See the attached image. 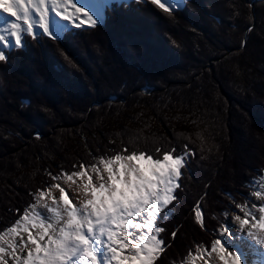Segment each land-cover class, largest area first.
I'll list each match as a JSON object with an SVG mask.
<instances>
[{
	"label": "trees",
	"instance_id": "obj_1",
	"mask_svg": "<svg viewBox=\"0 0 264 264\" xmlns=\"http://www.w3.org/2000/svg\"><path fill=\"white\" fill-rule=\"evenodd\" d=\"M25 39L0 61V229L32 203L46 170L91 161L89 151L118 149L138 130L148 138L140 147L191 133L198 150L202 130L204 151L159 221L171 245L159 264L210 244L234 210L226 193L243 202L264 169V0H187L171 14L132 0L108 9L104 26ZM202 196L205 230L194 222Z\"/></svg>",
	"mask_w": 264,
	"mask_h": 264
},
{
	"label": "snow or ice",
	"instance_id": "obj_2",
	"mask_svg": "<svg viewBox=\"0 0 264 264\" xmlns=\"http://www.w3.org/2000/svg\"><path fill=\"white\" fill-rule=\"evenodd\" d=\"M150 3L171 14L185 0ZM111 6V0H0V61L23 48L26 37L62 40L74 28H95ZM195 136L198 150L191 133L177 136L183 144L148 148L139 146L148 138L138 130L118 149L89 151L91 161L46 170L49 179L30 193L32 203L0 229V264H159L171 246L159 221L171 215L191 161L204 151L203 131ZM246 187L243 202L226 193L236 212L221 214L210 244L196 243L173 264H264V169ZM203 200L194 206V222L205 230ZM177 235L171 232L173 240Z\"/></svg>",
	"mask_w": 264,
	"mask_h": 264
},
{
	"label": "rangeland",
	"instance_id": "obj_3",
	"mask_svg": "<svg viewBox=\"0 0 264 264\" xmlns=\"http://www.w3.org/2000/svg\"><path fill=\"white\" fill-rule=\"evenodd\" d=\"M111 1H114V0H111ZM162 2H163V0H162ZM186 2H187V1H186ZM186 2H185V4H186ZM185 4H184V5H185ZM180 8H181V7H180ZM180 8H179V9H180ZM206 22H207V21H206ZM104 25H105V24H100V23H99L97 26H104ZM97 26H96V27H97ZM259 26H260V27H259V30H260V29L263 27V26H262V23H261ZM89 29H92V28L89 27ZM212 32L215 34V36H216L219 40H221L222 42H224V41H223V38L218 37L219 35L217 34L216 31L214 32V31L212 30ZM213 40H215V39H213ZM225 44H227V43H225ZM228 44L232 45L233 43L228 42ZM97 54H100V52L98 51V52L96 53V55H97ZM99 57H101V56H99ZM98 61H99V62H97V65H98V64H102V62H101V61H102V58H100ZM19 67H20V68H23V67H24L23 63L19 64ZM230 95H231V94H230ZM231 96H232V95H231ZM95 98L97 99V97H95ZM232 98H233V96H232ZM235 98L237 99L236 96H235ZM243 99H244V98H243ZM244 100H246V99H244ZM199 165H201V162L199 163ZM199 165H198V166H199ZM201 167H202V166H201ZM197 171H198V169H197ZM197 171H196V170H193V171H192V174L195 175ZM200 175L202 176V172H201V173L198 172V176H200ZM248 194H249V193H248ZM248 194H246V195L244 196V199L248 197ZM234 212H236L235 207H234Z\"/></svg>",
	"mask_w": 264,
	"mask_h": 264
},
{
	"label": "bare ground",
	"instance_id": "obj_4",
	"mask_svg": "<svg viewBox=\"0 0 264 264\" xmlns=\"http://www.w3.org/2000/svg\"><path fill=\"white\" fill-rule=\"evenodd\" d=\"M93 2H94V0H93ZM5 15H7V14H5ZM85 27H87V26H85Z\"/></svg>",
	"mask_w": 264,
	"mask_h": 264
}]
</instances>
